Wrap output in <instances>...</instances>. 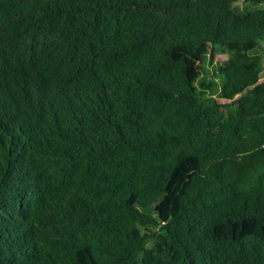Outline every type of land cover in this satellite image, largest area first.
I'll use <instances>...</instances> for the list:
<instances>
[{
    "label": "trees",
    "instance_id": "1",
    "mask_svg": "<svg viewBox=\"0 0 264 264\" xmlns=\"http://www.w3.org/2000/svg\"><path fill=\"white\" fill-rule=\"evenodd\" d=\"M263 76L264 0H0V264H264Z\"/></svg>",
    "mask_w": 264,
    "mask_h": 264
},
{
    "label": "rangeland",
    "instance_id": "2",
    "mask_svg": "<svg viewBox=\"0 0 264 264\" xmlns=\"http://www.w3.org/2000/svg\"><path fill=\"white\" fill-rule=\"evenodd\" d=\"M205 51H202L200 55L193 59H190L191 76L198 79L202 76L205 70H207V75L212 76L211 68L216 66V63L226 64L228 62L227 54L224 52L215 53L212 57ZM264 77V76H263ZM223 101L224 99L219 98Z\"/></svg>",
    "mask_w": 264,
    "mask_h": 264
}]
</instances>
